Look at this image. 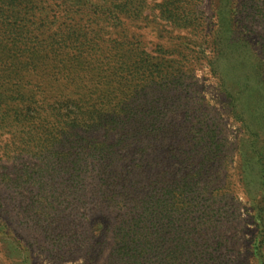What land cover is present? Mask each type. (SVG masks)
<instances>
[{
    "label": "rangeland",
    "instance_id": "1",
    "mask_svg": "<svg viewBox=\"0 0 264 264\" xmlns=\"http://www.w3.org/2000/svg\"><path fill=\"white\" fill-rule=\"evenodd\" d=\"M18 2L15 16L1 14L0 38L9 41L22 33L27 41L61 49L65 75L90 72L85 81L92 82L90 76L127 72V65L130 72L136 62L142 67L159 62L162 77L178 80L179 85H163L162 95L170 94L160 100L162 119L180 126L173 145L179 158L192 155L184 168L197 172L204 159L206 174L194 177L191 192L175 184L174 204L180 214L197 215L217 201L220 224L216 234L201 237L192 230L199 219L185 222L172 210L181 237L172 242L174 264H198L188 251L194 237L218 264H258L256 233L264 222V0ZM9 21L17 29L12 35ZM31 75L32 85L44 86L57 85L59 76ZM7 116L16 117L15 109L1 104L0 167L13 165L10 177L0 168V264H109V254L118 251L113 236L123 230L120 220L133 215L144 229V207L122 199L106 215L96 164L88 159L82 171L62 164L51 158L34 121L3 123ZM65 144L74 146V139ZM159 188L171 187L163 181Z\"/></svg>",
    "mask_w": 264,
    "mask_h": 264
},
{
    "label": "trees",
    "instance_id": "2",
    "mask_svg": "<svg viewBox=\"0 0 264 264\" xmlns=\"http://www.w3.org/2000/svg\"><path fill=\"white\" fill-rule=\"evenodd\" d=\"M18 1L0 0V17L3 13L15 16V10L21 6ZM5 3L10 11L4 8ZM6 27L11 35L17 32L10 21ZM26 37L20 33L9 41L0 38V106L14 108L16 116H7L3 123L34 121L36 131L39 127L43 139L50 146L51 158L62 164H73L72 167L81 170L84 162L92 160L100 175L98 192H103L105 214L111 205H117L122 199L134 200L136 207H144L147 213L148 226L144 229L142 224H136L137 219L133 215L120 220L123 230L113 236L118 251L114 255L109 254L106 263L174 264L178 254L172 248L173 243L178 244L181 237L178 236V226L174 225L177 218L172 210L178 216H185V222L199 219L196 227L192 228L199 236L216 234L220 224L215 207L217 201L204 206L197 215L188 210L180 214L174 204L175 184L181 186L184 193L191 192L194 177H205L206 174L204 159L197 172L191 173L184 168L192 155L179 158V148L173 145L174 138L178 137L176 134H181L180 126L162 119L160 100L170 94L168 91L162 95L165 91L163 85H179L178 80L167 73L168 77H162L165 74L161 75L159 62H151L144 67L136 62L132 72H128L130 65H127V72L123 68V73L115 74V77L90 76L92 82H87L90 72L63 73L68 71V67L58 59L63 53L61 49L48 48L39 41H27ZM31 72L57 74L59 76L54 78L57 85H32ZM68 138L74 139V146L62 145ZM73 149H78V154L67 152ZM8 151L9 146L4 145L3 154L8 155ZM60 153L66 156L60 159ZM163 154L166 157H161ZM71 157L77 160L72 162ZM11 166L2 164V176L10 177ZM161 166L165 171L160 170ZM163 181L171 187L167 191L159 188ZM202 182L207 190V179ZM188 202L194 207L199 206L194 200ZM256 234L255 255L258 264H264V222L263 229ZM194 239L196 241L188 246V251L194 254L197 263L218 264L212 253H205L197 238Z\"/></svg>",
    "mask_w": 264,
    "mask_h": 264
}]
</instances>
